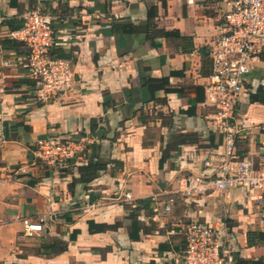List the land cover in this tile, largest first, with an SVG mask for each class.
I'll use <instances>...</instances> for the list:
<instances>
[{"label":"crops","instance_id":"1","mask_svg":"<svg viewBox=\"0 0 264 264\" xmlns=\"http://www.w3.org/2000/svg\"><path fill=\"white\" fill-rule=\"evenodd\" d=\"M228 8L223 0H0V264H183L182 231L194 218L220 227L223 247L239 259L264 264L263 190L234 187L155 210L156 194L223 158L222 121L205 86ZM33 9L51 16V53L74 70V86L48 102L37 96L27 45L9 37ZM148 20L151 32L175 30L189 41L147 39ZM141 77L169 78L174 90L144 102ZM233 123L238 154L264 165V51ZM178 132H195L199 141L162 161ZM70 133L87 143L72 165L37 157L39 139ZM91 144L107 166L84 178L79 166L93 157ZM42 218L44 232L24 233V219ZM43 240L48 255L37 249Z\"/></svg>","mask_w":264,"mask_h":264},{"label":"built area","instance_id":"2","mask_svg":"<svg viewBox=\"0 0 264 264\" xmlns=\"http://www.w3.org/2000/svg\"><path fill=\"white\" fill-rule=\"evenodd\" d=\"M223 1L229 8L223 13L219 33L209 50L212 68L205 86L206 101L217 109L222 121L223 158L213 170L182 175L170 190L156 194V211L170 212L179 198L189 200L234 187H244L249 193L264 191V165L238 154L240 132L233 123L247 75L264 51V0ZM24 19V25L11 31L9 37L27 45L30 75L35 81L37 96L48 102L74 86V70L66 59L51 53L56 44V28L51 16L42 9H33L25 13ZM86 146L85 138L76 134L53 135L37 141L36 154L46 163L60 166L80 156ZM125 199H132V194L127 193ZM44 220L24 219V233L32 236L44 232ZM258 223L264 232V215ZM220 231L217 225L197 218L187 222L182 231L183 264H235V254L229 247H223Z\"/></svg>","mask_w":264,"mask_h":264},{"label":"trees","instance_id":"3","mask_svg":"<svg viewBox=\"0 0 264 264\" xmlns=\"http://www.w3.org/2000/svg\"><path fill=\"white\" fill-rule=\"evenodd\" d=\"M155 15V13L153 12L152 9H150L149 11V18H152ZM25 21V20H24ZM24 25V24H23ZM22 24L17 25L16 27H14V29H18L21 28L23 26ZM147 27V35L146 38L147 39H155L157 37H166V38H177L182 40L183 42H187L189 41V38L186 36H181V34L178 31L175 30H167L165 28H158L155 27L156 29H154L152 32L150 31V27L151 24L149 22V20L147 21L146 24ZM13 29V30H14ZM134 31H137V26H134ZM13 41H21V40H17V39H13ZM24 42V41H22ZM142 79V86H147V91L149 96L146 97L147 99H144V102H150L153 100H156V91L160 90V89H165L167 92H170L172 90H174L171 85H170V80L169 78H163L160 81H156V80H152L150 78L145 79L143 77H141ZM35 82V81H34ZM199 135L195 132H178V133H174L171 136V139L167 145V148L165 149L164 155L162 157V161L163 159H165V156H167V154L169 153V151L171 149H180V146L184 145V144H189V143H197L199 141ZM91 146V149L94 150L93 151V157L90 159L89 162H87L86 164H82L79 166V170L81 172L82 177H86L89 178V176H95L97 174V172L99 170L105 169L107 166V162H104L103 160H101L100 158L97 157V159L95 160V155L97 154L96 150L99 149V145L97 144H91L89 145ZM84 152V151H83ZM82 152V153H83ZM76 158H72L68 161V166L72 165L75 161ZM146 200H142V202H145ZM42 244H39L37 246V249L39 250V253L42 255H48L49 252H44L43 249H47L49 250L51 248L50 244H47V242H45L44 240L41 242ZM65 248H63L64 250ZM236 257V263L235 264H252L250 261L248 260H243V259H239L237 257V255H235ZM259 262H257L258 264Z\"/></svg>","mask_w":264,"mask_h":264},{"label":"water","instance_id":"4","mask_svg":"<svg viewBox=\"0 0 264 264\" xmlns=\"http://www.w3.org/2000/svg\"><path fill=\"white\" fill-rule=\"evenodd\" d=\"M102 131V130H101ZM99 133H100V131H99Z\"/></svg>","mask_w":264,"mask_h":264}]
</instances>
